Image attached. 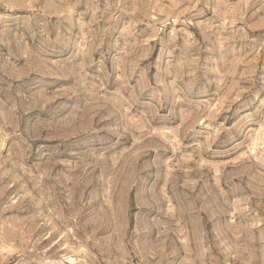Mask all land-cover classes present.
Instances as JSON below:
<instances>
[{"label":"rangeland","instance_id":"374dc122","mask_svg":"<svg viewBox=\"0 0 264 264\" xmlns=\"http://www.w3.org/2000/svg\"><path fill=\"white\" fill-rule=\"evenodd\" d=\"M0 264H264V0H0Z\"/></svg>","mask_w":264,"mask_h":264}]
</instances>
